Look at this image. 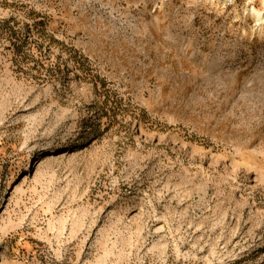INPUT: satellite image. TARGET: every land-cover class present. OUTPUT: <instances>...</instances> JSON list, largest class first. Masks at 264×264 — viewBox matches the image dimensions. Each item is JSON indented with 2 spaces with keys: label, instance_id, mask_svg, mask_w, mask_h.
<instances>
[{
  "label": "rangeland",
  "instance_id": "1",
  "mask_svg": "<svg viewBox=\"0 0 264 264\" xmlns=\"http://www.w3.org/2000/svg\"><path fill=\"white\" fill-rule=\"evenodd\" d=\"M264 0H0V264H264Z\"/></svg>",
  "mask_w": 264,
  "mask_h": 264
},
{
  "label": "bare ground",
  "instance_id": "2",
  "mask_svg": "<svg viewBox=\"0 0 264 264\" xmlns=\"http://www.w3.org/2000/svg\"><path fill=\"white\" fill-rule=\"evenodd\" d=\"M251 15L259 23H261L263 21V19H264V14L262 12H260L259 10L255 9V8L251 9Z\"/></svg>",
  "mask_w": 264,
  "mask_h": 264
}]
</instances>
